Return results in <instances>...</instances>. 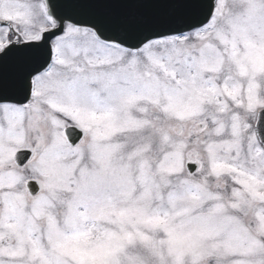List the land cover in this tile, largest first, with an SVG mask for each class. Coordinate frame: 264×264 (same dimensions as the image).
<instances>
[{"label":"snow or ice","instance_id":"6c2138e0","mask_svg":"<svg viewBox=\"0 0 264 264\" xmlns=\"http://www.w3.org/2000/svg\"><path fill=\"white\" fill-rule=\"evenodd\" d=\"M0 264H264V0H0Z\"/></svg>","mask_w":264,"mask_h":264}]
</instances>
